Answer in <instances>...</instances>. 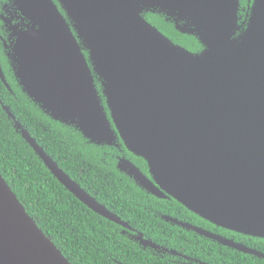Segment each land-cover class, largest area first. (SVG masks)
Wrapping results in <instances>:
<instances>
[{
  "label": "water",
  "instance_id": "1",
  "mask_svg": "<svg viewBox=\"0 0 264 264\" xmlns=\"http://www.w3.org/2000/svg\"><path fill=\"white\" fill-rule=\"evenodd\" d=\"M10 6L23 18L14 25L10 66L35 105L90 143L123 144L144 159L151 178L126 157L117 165L143 190L264 239V0H254L244 22L240 0H9L4 8ZM156 9L174 16L176 29L197 37L202 49L191 51L152 24L146 14ZM0 78L11 90L1 61ZM0 103L71 193L129 226ZM201 233L264 259L258 249ZM0 264H73L1 172Z\"/></svg>",
  "mask_w": 264,
  "mask_h": 264
},
{
  "label": "trees",
  "instance_id": "2",
  "mask_svg": "<svg viewBox=\"0 0 264 264\" xmlns=\"http://www.w3.org/2000/svg\"><path fill=\"white\" fill-rule=\"evenodd\" d=\"M146 17L155 23L152 13ZM162 22L165 26L157 23L159 29L174 42L191 51L202 49L197 37ZM0 61L12 88L10 91L0 78V97L60 167L89 193L98 192L100 200L120 215L129 217L135 209H143L141 201L146 191L118 169L114 157L125 146L101 147L89 143L74 127L45 114L22 91L2 54ZM13 123L14 119L8 117L0 103V172L28 213L70 261L73 264H135L134 260L142 258L144 253L140 247L116 232L119 225L90 209L53 175ZM253 241L264 252V239L253 237ZM225 249L229 259L234 257L239 262L236 264H264L263 258L229 247Z\"/></svg>",
  "mask_w": 264,
  "mask_h": 264
},
{
  "label": "flooded vegetation",
  "instance_id": "3",
  "mask_svg": "<svg viewBox=\"0 0 264 264\" xmlns=\"http://www.w3.org/2000/svg\"><path fill=\"white\" fill-rule=\"evenodd\" d=\"M8 2L9 0H0V54H2L6 60L9 71L14 75L10 66L9 53L11 52L12 43L15 40L14 25L21 24L23 18L21 17V13L14 10L11 6L10 8H4L5 4ZM253 2L254 0H240L239 18L241 22L247 20L248 14L250 13V6H252ZM159 10L161 9L149 12V14L152 13L154 16L153 20L155 23L153 24L158 27L157 23L163 25L162 21H164L168 23L167 27L172 26L176 29L174 16ZM24 20L27 22L26 18ZM164 26L165 25H163V27ZM90 67L92 68L91 64ZM95 83L102 93V86L99 80L96 79ZM10 91H12V89ZM125 148H119V154L114 153L117 162H119L120 157H126L140 168L145 175L151 178L147 162L141 157L127 151ZM103 152L106 153L107 149H103ZM97 194L99 193L96 192L91 195L105 205V203L100 200L101 196L99 197ZM141 203L143 209H135L134 214L132 213L129 217H124L115 209L109 208L129 225L125 227L123 224L112 221L119 225L116 232L126 237L127 240L135 243L140 247L141 251H143L142 253H144L142 258H138L136 261L134 260L135 264L239 263L234 257L228 258V250L225 248L229 246H225L210 236L202 234L201 231L207 232L210 235L222 236L228 240H234L235 242L254 249L259 248L257 241H253V236L244 235L217 226L190 211L173 197H158L146 191ZM122 209L123 208L120 207V210ZM141 240L147 243L144 244ZM231 249L236 250L234 248ZM218 253L222 258L218 256ZM121 263L122 262H119V264Z\"/></svg>",
  "mask_w": 264,
  "mask_h": 264
}]
</instances>
